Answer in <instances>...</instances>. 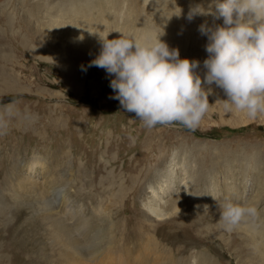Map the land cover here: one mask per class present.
Instances as JSON below:
<instances>
[{
  "label": "rangeland",
  "instance_id": "rangeland-1",
  "mask_svg": "<svg viewBox=\"0 0 264 264\" xmlns=\"http://www.w3.org/2000/svg\"><path fill=\"white\" fill-rule=\"evenodd\" d=\"M142 2L0 0V264H264V115L202 84L194 131L148 129L89 66L106 36L160 35L203 81L215 0ZM229 201L258 214L229 231Z\"/></svg>",
  "mask_w": 264,
  "mask_h": 264
},
{
  "label": "clouds",
  "instance_id": "clouds-1",
  "mask_svg": "<svg viewBox=\"0 0 264 264\" xmlns=\"http://www.w3.org/2000/svg\"><path fill=\"white\" fill-rule=\"evenodd\" d=\"M215 8L223 25L214 30L201 25L199 29L209 41L203 81L194 71L200 62L181 59L178 50L170 49L160 35L151 44L122 36L101 39L102 49L89 66L114 76L112 98L134 113L143 127L178 124L194 131L209 108L202 84L223 90L226 111L242 112L253 120L264 115V0H215ZM203 14L191 9L187 19ZM257 214L255 207L229 201L220 218L231 231Z\"/></svg>",
  "mask_w": 264,
  "mask_h": 264
},
{
  "label": "bare ground",
  "instance_id": "bare-ground-1",
  "mask_svg": "<svg viewBox=\"0 0 264 264\" xmlns=\"http://www.w3.org/2000/svg\"><path fill=\"white\" fill-rule=\"evenodd\" d=\"M143 0H141V5H143V7L145 8L146 6H147V4H144L143 2H142ZM201 35V34H200ZM205 57V56H204ZM203 58V57H202ZM202 58H201V60H202ZM202 63V62H201ZM166 185V188H167V186H169L168 184H165ZM172 185V184H171ZM159 186H161V187H163L164 185H158V186H156V187H154V188H152L151 189V192H152V194H157L158 193V191H159V189H160V187ZM163 188H165V186L163 187ZM58 192V191H57ZM61 197V196H60ZM152 213H154V214H160V210L158 209V207H156V208H153L152 210Z\"/></svg>",
  "mask_w": 264,
  "mask_h": 264
}]
</instances>
